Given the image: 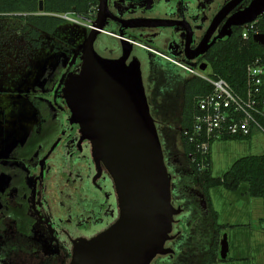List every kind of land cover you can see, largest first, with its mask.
<instances>
[{
	"label": "rangeland",
	"instance_id": "rangeland-1",
	"mask_svg": "<svg viewBox=\"0 0 264 264\" xmlns=\"http://www.w3.org/2000/svg\"><path fill=\"white\" fill-rule=\"evenodd\" d=\"M18 27L14 26V30ZM74 33L69 28L61 29L57 33L58 39L64 40V44L68 39L66 41L70 43L69 40L75 39ZM15 34L17 36L18 33ZM4 36L5 30H2L0 24V172L8 165L7 158L25 143L30 133L39 130V110L34 108L32 100L42 99L48 91L52 92L51 89L46 90L45 86L49 84L48 80L56 79L58 74V63L50 50L52 45L47 44L30 59L15 63L12 60L18 53L17 48L3 42ZM43 37L48 39L45 35ZM19 45L17 47L20 51L23 46ZM141 60L145 69V60ZM61 111L62 134L53 148L46 152L44 159L27 174L28 186L31 188L30 211L37 220L29 241L38 247V251L34 255L32 252H20L19 256H15L5 246L2 251H5L4 254L12 264H68L71 244L62 229L73 239L90 238L105 230L118 217L117 199L110 176L103 171L97 186L93 185L96 170L90 145L78 142L80 134L77 129H72L70 135V114L66 107L61 106ZM78 147L80 151L76 154ZM262 154L263 132L254 133L250 141L217 140L211 147L212 176L220 177L242 157ZM9 182L8 175L0 174V189L5 188ZM242 191L232 193L223 188L210 190L212 206L218 213V223L237 226L225 232L229 245L228 261L217 264H264V232L259 229L262 204L259 199L246 198L241 194ZM185 192L199 206L201 220L198 216L193 220L195 225L192 235L185 238L192 236V245L179 264H199L202 253H198L197 249L199 244L206 243L211 237L210 218L198 188L191 186ZM8 193V198H14V189ZM79 198L103 202L104 207L101 210L89 209L87 212L77 204ZM80 227L84 230H79ZM0 264H3L1 260Z\"/></svg>",
	"mask_w": 264,
	"mask_h": 264
},
{
	"label": "water",
	"instance_id": "water-1",
	"mask_svg": "<svg viewBox=\"0 0 264 264\" xmlns=\"http://www.w3.org/2000/svg\"><path fill=\"white\" fill-rule=\"evenodd\" d=\"M242 1L230 0L223 6L187 59L198 57L206 49L211 34ZM263 15L264 0H251L226 19L210 45L227 38L232 27ZM108 16L106 0H99L95 26L81 50L80 68L67 75L63 99L80 141L90 145L96 170L93 182L103 171L112 180L118 217L90 238L71 240L68 264H150L158 255L173 253L164 245L171 239L174 218L182 210L172 205V176L150 113L140 65L135 59L126 64L130 45L122 41L124 54L116 60L102 58L94 51V39ZM154 22L149 26L168 25ZM252 41L264 49V34L253 35ZM219 257L229 258L226 234L221 239Z\"/></svg>",
	"mask_w": 264,
	"mask_h": 264
},
{
	"label": "flooded vegetation",
	"instance_id": "flooded-vegetation-1",
	"mask_svg": "<svg viewBox=\"0 0 264 264\" xmlns=\"http://www.w3.org/2000/svg\"><path fill=\"white\" fill-rule=\"evenodd\" d=\"M57 1L60 4L64 2V0ZM229 1L106 0L109 16L105 19L102 28L94 39V51L102 58L116 60L124 54L122 41L128 43L130 49L126 64H129L133 59L138 61L147 97L149 81L154 74L152 64L158 62V60L167 69L175 71L182 76L185 72L178 64L195 66L200 70L204 68L203 71H208V67L203 61V56L218 40L211 45L210 43L219 34L226 19L233 12L245 8L251 0H243L223 19L209 37L206 49L198 57L189 60L186 56L194 53L204 38L213 18ZM85 6L87 7L85 14L77 13L72 6H69L70 9L63 13H53L46 12L44 1L38 0L36 11L0 13V17H2L0 18V24L2 25V30H5V36L2 37V41H5L10 47L17 48L18 53L12 61L20 63L26 58L30 59L37 50L49 44V46L52 45L50 48L51 54L58 63L56 79L48 80L50 85L47 84L45 86L46 90L51 89L52 92L48 91L42 99L35 98V100H32L34 108L39 110V130L30 133L25 143L16 149L17 153L15 152L7 158L8 165L0 172V174H6L10 177L9 184L5 188L0 189V260L3 264H12L10 258H7L4 254L5 251H2L5 246H8V249H11L15 256H19L20 252L24 254L32 252L34 255L38 251V247L29 241L37 220L30 211L29 196L31 188L28 186L27 174L37 167L39 162L44 159L46 152L53 148L55 141L62 134L63 113L61 106L67 108L63 99L64 82L69 73H77L80 68L81 50L90 30L95 26L99 11V0H88ZM29 15L54 17L60 19L62 23L53 33H42L37 39L40 42V47L25 51L24 45L30 46V43L28 44V40L23 38L22 28ZM154 21L166 22L168 25L149 26V23ZM14 26L19 27L14 30ZM66 28L75 32V39L69 40L70 43L66 39V44H64L62 43L64 40L58 39L57 33L61 29L66 30ZM15 32L18 33L17 36ZM43 35L47 36L48 39H45ZM18 45L23 46L20 51L17 47ZM141 58L145 60V69ZM7 59L9 60V58ZM52 83H54L53 86ZM55 122H57L59 130L54 137H50V134L53 133ZM71 133L72 127L70 128V135ZM79 151L80 148L78 147L75 153L78 154ZM43 169L44 166H42ZM97 181L93 182L95 187L98 184ZM10 189L15 190L14 198H8ZM80 201H83V203H80ZM171 201L174 207H180L182 210L181 214L174 218L170 233L171 239L164 245L165 248L171 249L173 253L158 255L150 264H179L180 259L183 258L192 245V236L185 239L188 235H192V228L195 225L189 219L191 211L181 207L184 199L174 195L173 191L171 192ZM86 203L90 205L86 206ZM77 204L87 212L89 209L101 210L104 207L103 202L87 201L80 198ZM17 221H19V226L16 224ZM58 226L61 227L60 224ZM79 230H84V228L80 227ZM61 231L69 240L72 249L71 240L80 238L73 239L66 230L62 229Z\"/></svg>",
	"mask_w": 264,
	"mask_h": 264
},
{
	"label": "trees",
	"instance_id": "trees-1",
	"mask_svg": "<svg viewBox=\"0 0 264 264\" xmlns=\"http://www.w3.org/2000/svg\"><path fill=\"white\" fill-rule=\"evenodd\" d=\"M37 1L0 0V13L33 12L36 11ZM43 1L46 12L63 13L70 9L69 6L80 14L87 12L85 4L88 0H64L62 4L57 0ZM61 23L60 19L54 17L27 16L22 32L23 38L28 40L30 46L24 45L27 47L25 51L40 47L37 39L42 33H53ZM240 35L241 28L232 27L228 37L218 40L203 56V61L212 76L224 79L237 93H241L244 88L247 65L258 57L264 62V49L251 38L242 41ZM152 66L154 74L149 81L147 99L162 145L165 165L174 179L171 192L184 199L181 207L191 211L189 219L194 223L193 220L197 216L201 220L200 209L185 190L191 186L198 188L206 203L211 230V237L206 243L199 244L197 249L198 253H202L199 264L226 262L228 259L221 260L219 257L221 239L228 228L234 229L237 226L218 223V213L212 206L210 190L223 188L228 192L237 193L243 189L241 194L246 198L259 199L262 204L259 229L264 232V154L242 157L220 177H213L210 151L206 155H200L194 145L183 136V131L191 125L197 100L209 93L210 85L187 72L182 76L169 70L159 60ZM262 124L264 127V121ZM72 129H75L74 125ZM58 130V124L55 122L50 137H54ZM251 136L252 134L246 137H225L222 140L249 141ZM190 156H193L194 162L190 160ZM198 163H201L203 168L197 166ZM87 205L90 204L86 203ZM16 224L19 226V221Z\"/></svg>",
	"mask_w": 264,
	"mask_h": 264
},
{
	"label": "built area",
	"instance_id": "built-area-1",
	"mask_svg": "<svg viewBox=\"0 0 264 264\" xmlns=\"http://www.w3.org/2000/svg\"><path fill=\"white\" fill-rule=\"evenodd\" d=\"M239 28L242 41L264 34V15ZM178 66L210 85L209 93L196 102L190 127L183 131V136L200 155H206L213 142L225 137H246L258 131L264 133V62L260 57L247 65L241 93L235 92L224 79L212 76L209 70ZM190 160L194 162L193 156ZM197 166L203 168L201 163Z\"/></svg>",
	"mask_w": 264,
	"mask_h": 264
},
{
	"label": "crops",
	"instance_id": "crops-1",
	"mask_svg": "<svg viewBox=\"0 0 264 264\" xmlns=\"http://www.w3.org/2000/svg\"><path fill=\"white\" fill-rule=\"evenodd\" d=\"M253 134H254V133H253ZM253 134H252V135H253ZM251 139H252V136H251ZM251 139H250V140H251ZM250 140H249V141H250ZM211 147H212V146H211ZM210 154H211V149H210Z\"/></svg>",
	"mask_w": 264,
	"mask_h": 264
}]
</instances>
